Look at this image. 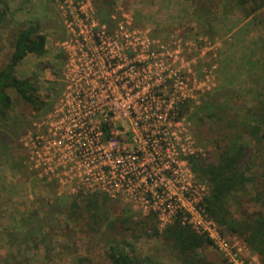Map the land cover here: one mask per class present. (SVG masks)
<instances>
[{
	"label": "rangeland",
	"instance_id": "rangeland-1",
	"mask_svg": "<svg viewBox=\"0 0 264 264\" xmlns=\"http://www.w3.org/2000/svg\"><path fill=\"white\" fill-rule=\"evenodd\" d=\"M2 1L9 12L0 31V69L10 53V32L20 22L39 23L45 53L40 57L26 56L14 70L17 78L36 82L39 102L28 106L9 91L8 120L0 124V264H76L81 259L88 264H108L104 251L112 236L107 225L116 216L127 218L131 230L142 228L133 224L142 219L161 229L168 223L173 208L186 206L187 202L195 205L206 196L207 182L194 173L190 175L186 160L193 155L211 157V135L219 123L216 116L209 117L210 112L230 119L235 115L242 117L257 102L264 107L262 18L258 11L245 15L247 5L240 6L235 0H109L111 22L105 30L113 33L116 44H120L119 53L131 60L135 55H144L146 45L156 61L147 59L146 63L135 64L136 73H128V97L124 100L128 103V122H112L118 152L135 157L134 161L128 158V173L139 172L132 176L138 191L90 192L51 143L42 142L50 140V126L56 124L59 112H64L65 65L78 56L80 46L85 48V42L96 44L102 25L95 17L94 0ZM90 20L94 26L82 35L84 41L70 36L71 31L77 33L75 26H89ZM157 60L164 62L165 74L174 73L182 82L188 113H183L174 125L148 130L144 127L150 134L148 138L159 136L161 130L168 140L163 139L158 150H150L151 156L144 151L143 157H137L135 152L145 148L146 135L129 123L130 114L139 107L142 88L154 84V79L144 81L142 70L145 66H151V73L159 69ZM72 65H77L76 61ZM72 69L71 74H75L77 70ZM170 90L171 83L166 81L152 92L164 96ZM40 140L43 141L39 143ZM245 144L255 150L257 169L264 172L262 147L254 146L249 139H245ZM151 162L157 165L148 167ZM158 163L164 169L161 182L174 196L137 188L145 182L147 168L149 177L156 179L161 173ZM257 169L252 167L256 173ZM248 191L251 192L250 187ZM89 196L97 199L95 209L84 208L83 199ZM262 201L260 197L246 204L250 215H264ZM181 218L187 219L186 214H181ZM200 219L210 221L202 214ZM194 220L190 228L200 230ZM211 224L224 242V252L215 245L208 246L201 252L206 261L262 264L242 237L222 232L213 221ZM138 236L137 241L126 240L133 244L135 254L147 255L163 264H181L179 259L169 257L149 230Z\"/></svg>",
	"mask_w": 264,
	"mask_h": 264
},
{
	"label": "trees",
	"instance_id": "trees-1",
	"mask_svg": "<svg viewBox=\"0 0 264 264\" xmlns=\"http://www.w3.org/2000/svg\"><path fill=\"white\" fill-rule=\"evenodd\" d=\"M235 1L240 6L247 5L245 15L258 11L257 15L262 18L264 29V0ZM110 3L109 0L93 1L95 17L102 26L108 27L111 22L108 11ZM8 12L7 4L0 0V31L6 23ZM39 26L38 22L27 20L16 24L10 32V53L0 69V124L8 120L11 106L9 91L28 106L39 102L36 82L32 79H19L14 74L15 67L26 56L40 57L45 53L44 37L40 34ZM187 109L186 101L177 105V118L188 113ZM212 116L217 117L219 126L213 129L211 135V157L199 158L193 155L186 160L189 169L207 182V194L199 202L201 214L213 221L222 232L242 237L264 264V215L252 216L246 207L249 201L260 197H263L261 204L264 205V172L257 169L259 163H255V150L245 144V139H249L254 146H260L264 150V107L257 102L244 111L241 119L237 115L223 119L215 112H210L209 117ZM253 166L258 173L252 170ZM262 168L264 170V166ZM96 200L95 196L83 199L84 208L95 209ZM104 200L105 197L99 203ZM129 223L127 218L120 216L108 223L107 228L112 236L107 239L104 251L108 264H163L147 255L135 254L133 244L126 242L127 239L137 241L138 233L143 234L145 230H149L160 240L169 257L179 259L181 264H213L206 261L201 253L211 246V239L205 233L194 232L181 220L179 213L174 214L170 222L161 229L156 228L154 223L149 225L146 219L133 223L138 227L143 226L138 230H131ZM76 264L88 262L81 259Z\"/></svg>",
	"mask_w": 264,
	"mask_h": 264
},
{
	"label": "built area",
	"instance_id": "built-area-1",
	"mask_svg": "<svg viewBox=\"0 0 264 264\" xmlns=\"http://www.w3.org/2000/svg\"><path fill=\"white\" fill-rule=\"evenodd\" d=\"M88 25L84 23L81 26H75L77 33L74 34L71 31L70 36L74 39L81 37V40L84 41L82 35H86L90 27L94 26L91 20ZM112 34L106 32L105 26H100L96 44L91 42L86 45L85 42V48L80 46L78 49V56L74 60H68L69 64L65 65L67 94L62 103L64 112L60 111L56 124L50 126V135L48 136L50 140L48 142L39 141V143L45 144L50 142L52 148L60 153V158L71 164L77 180L90 192L138 191L132 176L138 175L139 172L128 173V158L130 161H134L135 157L128 156L125 152H118L117 139L112 132V122L117 119L128 122V103L124 101L128 97V73H136L135 64L146 63L147 59L156 60H154L152 52H147L146 45L144 50H141L142 53H145L144 55H135L134 58L128 60V56L119 53L121 51L120 44H116L115 36H111ZM123 37L127 36L123 34ZM75 61L77 65H72ZM157 61L159 69H153L151 73V66H145V69L142 70L144 81L154 79V84H146L142 88L143 93L139 100V107L130 114L129 123L134 128L145 132L146 135L143 138L145 148L135 152L137 157H143L144 151L150 155V150L153 148L158 150L160 143L163 145V139L164 141L168 140L165 138L167 134L164 137L161 130L159 136L148 138L150 134L146 130L150 127H166L167 124H177L180 118H177L176 106L188 98L182 90V82L177 78V75L174 73L171 74L173 76L165 74L162 70V66L165 67L164 62ZM72 68L77 70L75 74H71ZM166 81H170L171 90L164 93V96L152 92L154 88L162 87ZM143 95H146L144 102ZM159 108H161L160 111H158ZM146 113H149L150 116H146ZM141 117L146 120H141ZM64 151L68 152L65 156L63 155ZM170 161L177 166L175 161ZM153 165L157 164L151 162L148 167ZM158 165L161 173L156 179L149 177L147 168L143 175L145 182H142L137 188L143 191H165L174 196L175 194L170 191L168 186L161 182L164 169L161 164L158 163ZM191 174L193 175L192 171ZM155 181L158 182L156 185L153 184ZM202 198L197 200L195 205L187 202L186 206L173 208L168 223L174 214H186L187 219L181 218V220L185 221L187 225H191V221L195 219L193 223H197L200 230L195 228L199 232L195 230L194 232L205 233L211 239V245H215L219 249L222 248L224 252V242L219 239L211 224L212 221L208 219L211 222H204L200 219L199 202L202 201Z\"/></svg>",
	"mask_w": 264,
	"mask_h": 264
}]
</instances>
